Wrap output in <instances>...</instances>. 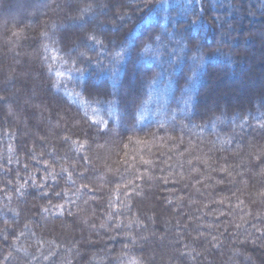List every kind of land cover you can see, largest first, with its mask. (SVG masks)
Listing matches in <instances>:
<instances>
[{
	"label": "trees",
	"instance_id": "obj_1",
	"mask_svg": "<svg viewBox=\"0 0 264 264\" xmlns=\"http://www.w3.org/2000/svg\"><path fill=\"white\" fill-rule=\"evenodd\" d=\"M0 15V264H264V88L205 92L264 68V0Z\"/></svg>",
	"mask_w": 264,
	"mask_h": 264
},
{
	"label": "rangeland",
	"instance_id": "obj_2",
	"mask_svg": "<svg viewBox=\"0 0 264 264\" xmlns=\"http://www.w3.org/2000/svg\"><path fill=\"white\" fill-rule=\"evenodd\" d=\"M12 0H10V2H11ZM14 1V0H13ZM14 6H12V8H13ZM6 11H8L7 9L8 8H4ZM120 10V9H119ZM103 10H101V9H98V14H92V15H100V14H103V12H102ZM11 12V11H10ZM22 15V14H21ZM91 15V14H90ZM262 15V13H260L259 14V16H261ZM0 16H2V15H0ZM90 17V16H89ZM7 21H11L10 19H8ZM72 22H75V20L74 21H72ZM71 21L70 22H68L64 27H67V28H70V27H72L73 25H74V23H72ZM72 23V24H71ZM77 23V22H76ZM76 23H75V25H76ZM78 24V23H77ZM227 27V30H229V31H231L230 30V28H231V26L230 25H227L226 26ZM251 31V30H250ZM248 32L247 33V36L246 37H248L249 35V33H251V36L254 38V39H256L255 40V44L254 45H258V41L261 39L262 41H264L263 40V38L262 37H259V40H258V37H257V35H255L254 33H252V32ZM77 50V49H76ZM246 51L249 53L248 55L249 56H254V54H252V52L250 51V48H247L246 47ZM264 53V52H263ZM256 56L257 55H255L254 56V60H260V59H264V57H263V55H261L262 57H258V58H256ZM259 69V70H258ZM242 77L241 78H239V80L240 81H232L231 79H229L228 78V76H225V77H221L220 79H218V81H217V83H216V85L214 86V88L211 90V88H206L204 91L205 92H208V94H209V97H210V100H214L213 102H215V101H225V100H228V99H230V101H233V102H239V99L241 98V99H245L246 98V95L248 94V91H247V89H248V84L245 86L244 85V83H245V80L246 81H248V78H250V77H256V81L255 82H252V78H250V83H251V85H255V86H258V87H260L261 86V88L263 87L264 88V86L263 85H261V83L264 81V68H257L256 70L255 69H253V72L250 74L249 72H244L242 75H241ZM244 86L246 87V88H244ZM244 88V89H243ZM211 90V91H210ZM3 95H4V93H2ZM207 99V98H206ZM209 100V101H210ZM227 102V101H226ZM15 103V102H14ZM91 151H92V148H91ZM109 149H106L105 150V152L104 153H106V154H110V153H113L112 151H110ZM128 151V150H127ZM102 162V161H101ZM104 164V163H103ZM262 186H261V183H260V186H259V190H258V192H261L262 191V188H261ZM175 210H173L172 209V211L170 212V215H171V218H175ZM179 217V216H178ZM168 232V231H167ZM169 233V232H168ZM155 234L152 232V231H150V233L149 234H145L144 235V237H143V239L144 238H147L148 236H150V237H154L155 238V236H154ZM157 238V242H159V243H162L161 242V238L160 237H156ZM163 244V243H162ZM173 245V242L172 241H165V243H164V248H166L167 247V249H168V247L170 248V246H172ZM173 249H174V247H173ZM154 251H152V253H153ZM155 254V253H154ZM155 256H157V254H155ZM168 256H170V252H168V254L166 253V259L168 260Z\"/></svg>",
	"mask_w": 264,
	"mask_h": 264
},
{
	"label": "bare ground",
	"instance_id": "obj_3",
	"mask_svg": "<svg viewBox=\"0 0 264 264\" xmlns=\"http://www.w3.org/2000/svg\"><path fill=\"white\" fill-rule=\"evenodd\" d=\"M262 22V17L260 16V18L257 20H255V21H253L251 24H258V23H261ZM214 69H216V68H214ZM216 72H219L220 74H222V77H225V72H226V70H224L223 68H217L216 70H215ZM251 72H253V68L251 67L250 69H249V73H251ZM227 75V74H226ZM242 77V76H241ZM240 77V78H241ZM213 78H215V77H213ZM237 81V80H236ZM238 81H240L239 79H238ZM246 83V82H245ZM205 86L208 88H212V76L210 77V76H208V78H207V81H206V83H205ZM244 88H246L245 86H244ZM243 88V89H244Z\"/></svg>",
	"mask_w": 264,
	"mask_h": 264
}]
</instances>
